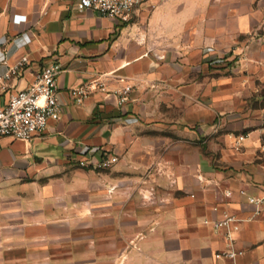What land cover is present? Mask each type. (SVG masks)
<instances>
[{
	"label": "crops",
	"instance_id": "crops-1",
	"mask_svg": "<svg viewBox=\"0 0 264 264\" xmlns=\"http://www.w3.org/2000/svg\"><path fill=\"white\" fill-rule=\"evenodd\" d=\"M127 23L0 0V107L52 63L62 103L0 140V264H264V0H147Z\"/></svg>",
	"mask_w": 264,
	"mask_h": 264
},
{
	"label": "built area",
	"instance_id": "built-area-1",
	"mask_svg": "<svg viewBox=\"0 0 264 264\" xmlns=\"http://www.w3.org/2000/svg\"><path fill=\"white\" fill-rule=\"evenodd\" d=\"M147 0H77L79 10L91 9L102 16L112 18L119 23H125L132 19L134 13ZM25 15H15L14 21L19 24L25 20ZM26 30L19 29L16 34L25 33ZM11 49L7 50L6 58L10 56ZM29 61L28 56H23L17 63L15 69L24 66ZM61 66L52 63L44 66L37 74L35 81L25 89H20L11 94L5 106L0 107V140L11 137L24 141H32L36 137L44 135L51 120H58L62 113V103L59 98L57 76ZM98 81L88 85H81L72 89V95L77 103H83L94 88H98ZM130 89L123 91L121 99L128 98ZM241 135L238 142L244 139ZM264 153V142L262 144ZM118 156L104 153L98 164L102 168L111 167L118 161ZM84 163V161H82ZM241 193H246L241 190ZM249 200L259 205H264V196H249ZM232 218L215 223L217 227L228 226ZM242 251H225L217 256L236 257Z\"/></svg>",
	"mask_w": 264,
	"mask_h": 264
},
{
	"label": "rangeland",
	"instance_id": "rangeland-1",
	"mask_svg": "<svg viewBox=\"0 0 264 264\" xmlns=\"http://www.w3.org/2000/svg\"><path fill=\"white\" fill-rule=\"evenodd\" d=\"M253 32H254V31H253ZM253 32H252V33H253ZM250 33H251V32H250ZM254 33H255V32H254ZM256 33H257V34H260L259 31H257ZM256 33H255V34H256ZM129 92H130V91H129ZM160 95L163 96V91H160ZM204 138L206 139V141H205L204 144H205V147H207V146H209V144H210V137H206V136H205ZM105 152H106L107 154H113V155H116V154H115V151H114L113 149H108V150L104 151V153H105ZM104 153H103V154H104ZM103 154H102V155H103ZM102 155H101V156H102ZM118 158H119V157H118ZM172 158H173L174 160H176L175 155H172ZM177 159H178V158H177ZM119 160H120V159H118L117 162H119ZM117 162H116V163H117ZM116 163H114L111 167H108V168H102V167H100V168H101V169H104V170H106V169H109V170H110V169H111Z\"/></svg>",
	"mask_w": 264,
	"mask_h": 264
},
{
	"label": "trees",
	"instance_id": "trees-1",
	"mask_svg": "<svg viewBox=\"0 0 264 264\" xmlns=\"http://www.w3.org/2000/svg\"><path fill=\"white\" fill-rule=\"evenodd\" d=\"M128 23L127 22H125V23H123V26H125V25H127Z\"/></svg>",
	"mask_w": 264,
	"mask_h": 264
}]
</instances>
